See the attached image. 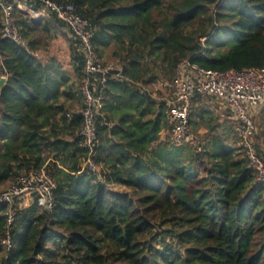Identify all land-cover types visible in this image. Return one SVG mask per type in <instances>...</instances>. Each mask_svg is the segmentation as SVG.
I'll return each mask as SVG.
<instances>
[{"label": "trees", "instance_id": "trees-1", "mask_svg": "<svg viewBox=\"0 0 264 264\" xmlns=\"http://www.w3.org/2000/svg\"><path fill=\"white\" fill-rule=\"evenodd\" d=\"M0 1V193L40 171L56 185L52 210L34 196L19 201L11 226L0 204V264H264V183L239 123H221L208 105L215 98L197 95L191 125L207 131L200 144H156L171 129L170 106L149 92L186 64L264 69V0H46L73 5L95 29L99 57L117 69L96 118L98 173L84 169L78 41L40 0ZM3 6L27 47L3 38ZM65 27L71 71L34 54ZM257 113L253 140L264 159V105ZM8 230L11 250L1 246Z\"/></svg>", "mask_w": 264, "mask_h": 264}, {"label": "built area", "instance_id": "built-area-1", "mask_svg": "<svg viewBox=\"0 0 264 264\" xmlns=\"http://www.w3.org/2000/svg\"><path fill=\"white\" fill-rule=\"evenodd\" d=\"M40 1L45 4L47 10L55 13L65 22L84 55L86 75L81 87L84 99V123L80 134L89 151L84 169L98 173L99 167L95 162L96 118L103 106L107 77L111 72L117 71L116 66L113 63H104L99 57L93 44L95 29L88 20L76 12L73 5ZM3 7L5 12L3 38L27 47L26 42L15 29L11 14L12 7ZM18 9L29 12L34 20H42L46 17V11L38 12L31 6L19 5ZM182 68L183 74L172 81H159L149 86V92L153 96L160 95L170 106L171 142L176 146L199 145L201 136L195 133L191 125L194 100L197 95L222 100L232 110L235 120L239 123L241 146L256 173L257 181L264 183V159L258 154L253 140L257 131L255 114L264 105V69L220 72L190 64ZM55 188V182L45 171L20 177L13 187L0 193V204L8 208V225L11 226L15 221L18 202L27 204L32 196L38 198L41 206L52 210L56 203ZM1 246L7 250L13 248L10 230L1 241Z\"/></svg>", "mask_w": 264, "mask_h": 264}, {"label": "crops", "instance_id": "crops-1", "mask_svg": "<svg viewBox=\"0 0 264 264\" xmlns=\"http://www.w3.org/2000/svg\"><path fill=\"white\" fill-rule=\"evenodd\" d=\"M45 18H47V16ZM62 31H63V28H57L56 30H53V32H52L53 37L51 38V41L49 40L48 46L46 48H43V49L38 50L34 54H35L36 58H38L43 63H48L50 60L53 59V60H56L59 64H61L64 67L65 70L71 71L72 70V67H71L70 49H69V57H68L67 66L63 64V54L59 50H56L54 46L51 49L52 43L56 42L57 40H59V43H60L61 39L63 38V35H62L63 32ZM69 39H70V37H69ZM50 44H51V46H50ZM69 45H70V43H69ZM212 106H210V107L212 108ZM225 106H226L225 108L228 107L227 104ZM221 109H224V108L220 107L219 104H218V109L217 110L214 108V106L212 108V110H214V112L216 113V115L219 116V120H220L221 123H223V122H225L227 120H233V121H235V117L233 118L231 116L230 118H226L222 114V112H220ZM217 111L219 112V114L217 113ZM231 115H232V112H231ZM114 125H115V123H113L111 126L113 127ZM199 134L204 136V135L207 134V131L202 128V129L199 130ZM164 135H167V136H164ZM166 139H170V130H164V131H162L161 134H160V139H159V141L156 142V144H158L160 141H164Z\"/></svg>", "mask_w": 264, "mask_h": 264}, {"label": "rangeland", "instance_id": "rangeland-1", "mask_svg": "<svg viewBox=\"0 0 264 264\" xmlns=\"http://www.w3.org/2000/svg\"><path fill=\"white\" fill-rule=\"evenodd\" d=\"M63 38L61 39V41H60V43H59V40H57L56 42H54V43H52V46H51V44H50V46H51V49L53 48V46L55 47V49L56 50H59L62 54H63V64L64 65H66L67 66V62H68V57H69V49H70V45H69V43H70V41H72V40H70L72 37H71V35H70V33H69V31H68V29L65 27V28H63ZM70 35V36H69ZM69 37H70V39H69ZM63 44V45H62ZM51 51V50H50ZM206 101H208V100H206ZM208 102H210V103H208V105L210 104V106H214V108L217 110L218 109V104L220 105V107H222V108H224V109H221L220 110V112H222V114L226 117V118H230L231 116L234 118V114H233V112H232V110L229 108V107H227V108H225L226 106V103L224 102V101H222V100H213V99H209V101ZM218 103V104H217ZM222 105H221V104ZM217 105V106H216ZM195 106H197V102H196V104H195ZM213 106H212V108H213ZM231 112H232V115H231ZM217 113L219 114V112L217 111ZM258 114V113H257ZM256 114V115H257ZM218 116V115H217ZM232 118V119H233ZM228 121V120H227ZM232 121V120H231ZM199 133V132H198ZM164 136H167V135H164Z\"/></svg>", "mask_w": 264, "mask_h": 264}, {"label": "water", "instance_id": "water-1", "mask_svg": "<svg viewBox=\"0 0 264 264\" xmlns=\"http://www.w3.org/2000/svg\"><path fill=\"white\" fill-rule=\"evenodd\" d=\"M6 83H7V78L6 77H2L0 79V94H1V92L3 90V88L5 87Z\"/></svg>", "mask_w": 264, "mask_h": 264}]
</instances>
